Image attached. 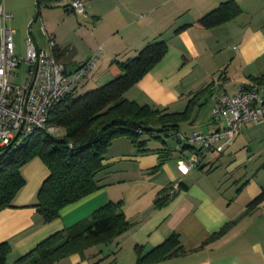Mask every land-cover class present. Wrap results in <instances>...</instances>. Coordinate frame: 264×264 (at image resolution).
I'll return each instance as SVG.
<instances>
[{
    "label": "crops",
    "instance_id": "0c3cea01",
    "mask_svg": "<svg viewBox=\"0 0 264 264\" xmlns=\"http://www.w3.org/2000/svg\"><path fill=\"white\" fill-rule=\"evenodd\" d=\"M226 1L236 2L241 13L212 28L197 24ZM1 5L11 15L6 25L14 34L13 23L21 32L31 21L27 35L23 38L20 33L16 38L18 57L25 53L28 37L40 49H47L52 39L53 55L70 74L99 53L95 67L86 75L96 86L111 79L107 71L111 61H125L148 43L164 40V57L124 94L140 105L179 113L203 91L198 106L205 101L212 110L213 94L233 95L239 87L264 76V0H84V13L73 28L75 42L64 40L50 17L53 12L64 16L66 4L53 0L51 6L39 8L33 21L36 0H1ZM180 27L184 28L176 32ZM83 82L73 86L76 91ZM197 107L198 115L202 108ZM208 121L205 130L191 133L207 134L224 126L212 111ZM262 135L264 122L245 124L221 153L205 155L186 174L180 173L176 161L190 155V149L182 154L181 146H169L170 155L160 160L157 152L138 149L126 137H119L107 148L104 168L96 176L103 187L64 206L50 222H44L33 207L49 174L35 158L23 167L25 185L12 207L0 211V243H9L8 256L15 262L51 235L89 218L103 204L121 201L130 222L122 235L111 244L71 254L56 264H154L137 259L173 233L180 236L187 252L160 264H264V203L246 213L247 203L264 188V176L258 168L254 172L246 166L241 169L261 154L254 147ZM145 148L163 149L148 144ZM174 184L180 187L167 203L155 206L156 199L169 194ZM226 225L222 235L200 247Z\"/></svg>",
    "mask_w": 264,
    "mask_h": 264
},
{
    "label": "trees",
    "instance_id": "16d2710c",
    "mask_svg": "<svg viewBox=\"0 0 264 264\" xmlns=\"http://www.w3.org/2000/svg\"><path fill=\"white\" fill-rule=\"evenodd\" d=\"M36 1L38 10L42 6H51L53 2ZM67 11L71 10L67 7ZM240 13L241 8L236 2H222L199 18L197 24L205 29L212 28L235 18ZM183 28H178L176 32ZM166 50L167 43L159 39L145 45L134 57L125 61H111L107 67L111 75L110 80L83 94H76V87H73L75 83L52 109L46 125L56 128V133L38 130L31 136L22 137L18 144L19 138L10 146H1L0 211L12 207L16 195L25 185L23 167L35 158L43 162L49 174L37 192L33 207L43 217L44 222H50L58 216L64 206L80 201L103 187L96 176L104 168L106 150L113 140L126 137L138 149L157 152L160 160L168 157L171 151L167 147L146 149L147 134L154 138H157L160 132L166 136L174 135L178 143L185 142L180 148L182 154L185 150L190 149L192 152L196 149L194 145L180 139V136L188 138L198 132L185 136L179 132V126L190 119L203 91L196 93L179 113L166 112L165 109L146 104L140 105L124 98V94L164 57ZM87 62L81 64L75 71L85 67ZM64 73L69 75L65 71ZM253 83L264 84V76L254 79ZM210 89L209 85L206 90L209 92ZM175 191L170 187V193L160 195L155 201V206L166 204ZM262 203L264 188L247 203L246 213ZM121 207V201L103 204L95 209L89 218L51 235L15 262L56 264L71 254L83 253L92 247L113 243L130 226ZM227 228V225L221 228L200 247L222 235ZM10 249L8 242L0 243V264H8ZM186 252L180 236L173 233L160 245L141 255L137 262L160 264Z\"/></svg>",
    "mask_w": 264,
    "mask_h": 264
},
{
    "label": "built area",
    "instance_id": "2783aa9c",
    "mask_svg": "<svg viewBox=\"0 0 264 264\" xmlns=\"http://www.w3.org/2000/svg\"><path fill=\"white\" fill-rule=\"evenodd\" d=\"M58 1L74 13H84V0ZM9 20L11 15L0 4V147L11 145L19 128L18 138L31 136L38 130L56 133V128L46 125L49 113L71 86L79 83L88 70L95 67L99 55L92 57L85 67L66 75L52 53L53 40L48 39L47 49H40L28 37L24 58L18 57L14 53V31L6 25ZM23 63L27 65V80L22 86H14L10 77ZM213 98V117L222 118L224 126L207 134L193 133L188 138L180 136L196 148L190 155L177 159V169L182 174L198 167L205 155L221 153L245 124L264 122V84L241 86L233 95L213 94ZM177 188V184L172 185V191Z\"/></svg>",
    "mask_w": 264,
    "mask_h": 264
},
{
    "label": "rangeland",
    "instance_id": "374dc122",
    "mask_svg": "<svg viewBox=\"0 0 264 264\" xmlns=\"http://www.w3.org/2000/svg\"><path fill=\"white\" fill-rule=\"evenodd\" d=\"M4 1V0H2ZM35 1V0H34ZM3 3V2H2ZM35 5V4H34ZM66 14L64 16H61L58 12H53L51 13V21L55 22V24L57 25V29L60 33L61 36H63V39L66 41L69 40H73L75 42L76 37H75V33L73 28L78 25L77 23L80 21V17L79 14L71 12V11H66ZM35 16V9H34V15L33 18ZM65 17V20H64ZM40 20V19H39ZM33 21V19H32ZM31 21L29 22V24L25 27H21V32H18V30L16 29V26L14 25V23L12 24V27L16 30L15 34L13 35V44H15L16 42V38L18 37V35L23 34V38L25 35H27V27L30 25ZM48 24V23H46ZM50 24V23H49ZM8 28H11L8 24H7ZM48 29V28H47ZM24 30V32H23ZM49 30V29H48ZM22 45H23V41H22ZM24 47L22 46V49ZM22 56L21 58H24L25 53L21 52ZM27 65L26 64H21L17 69L14 70V74L11 76L10 78V82L14 85V86H22L26 80H27ZM84 81L83 85L78 88V90L76 91V94H83L85 92H87L88 90L91 89H95L101 85H103L104 83H106L107 81H104L103 83H101L100 85H93L92 81H91V76L88 77L86 79L83 78L81 80V82ZM201 109L200 113L197 115V111H195L194 113H192L190 119L186 122H183L180 124L179 127V131L181 134L187 136L189 135L193 130H198L200 131L202 129L205 130V126H207V124L209 123V118L211 117V111L208 106L207 103H205V101L201 102L200 106H198ZM197 107V108H198ZM197 116V117H196ZM146 139H148V147L150 148H154V147H159V148H166L169 146H177V148L181 145H184L185 142H181L178 143L177 139L174 135H170L168 134L167 136L165 135V133L160 132L157 134V138L154 137H150L148 134L145 137ZM22 140V137H19L17 144ZM258 141V140H257ZM256 150H258V152H261L260 155H257L255 157H252L254 160L251 162L246 163L244 166H242V170L246 167H248V169H252V172H254L257 168L260 170V175L261 177L264 176V135H262V140L260 141L259 145H257ZM253 148V149H254ZM251 158V159H252ZM7 262L8 264H19L14 262V259L12 258V256H8L7 257Z\"/></svg>",
    "mask_w": 264,
    "mask_h": 264
},
{
    "label": "water",
    "instance_id": "95a60500",
    "mask_svg": "<svg viewBox=\"0 0 264 264\" xmlns=\"http://www.w3.org/2000/svg\"><path fill=\"white\" fill-rule=\"evenodd\" d=\"M37 17H38V3H37V1H36V10H35V16H34L33 20H35ZM19 131H20V128H19L18 133L16 134V136H15V138H14V141H16V139L18 138ZM14 141H13V142H14ZM9 146H10V145H9Z\"/></svg>",
    "mask_w": 264,
    "mask_h": 264
}]
</instances>
